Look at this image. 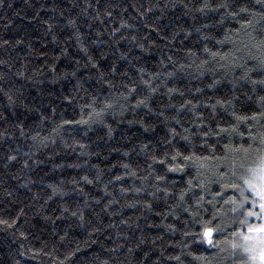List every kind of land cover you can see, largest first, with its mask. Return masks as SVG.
Here are the masks:
<instances>
[{
  "label": "trees",
  "instance_id": "trees-1",
  "mask_svg": "<svg viewBox=\"0 0 264 264\" xmlns=\"http://www.w3.org/2000/svg\"><path fill=\"white\" fill-rule=\"evenodd\" d=\"M261 59L264 0H0V264H242Z\"/></svg>",
  "mask_w": 264,
  "mask_h": 264
},
{
  "label": "snow or ice",
  "instance_id": "snow-or-ice-1",
  "mask_svg": "<svg viewBox=\"0 0 264 264\" xmlns=\"http://www.w3.org/2000/svg\"><path fill=\"white\" fill-rule=\"evenodd\" d=\"M261 64H264V59H261ZM261 83H264V81H261ZM238 119L246 118L238 117ZM260 143L264 145V139H261ZM243 151L247 156L249 150L243 149ZM166 159L158 162L165 164ZM191 159V156H185L177 150L175 154L171 155V163L167 170L170 172L183 171L185 164L178 161H189ZM237 166L244 169L243 174L237 175ZM231 176L236 177L238 182L223 184L222 188L233 189L239 194L240 198L237 200L233 196L225 202L232 204L231 210L239 212L242 217L238 220V228L233 233L235 239L230 242L232 253L234 255L239 250L246 257L242 264H264V147L256 150L253 163L247 167L243 162L238 163L233 160ZM218 195H223V193H218ZM210 225L211 221L204 223L202 231L197 235L201 241L209 246L218 247V244L214 243L213 235L214 232L218 233L220 229L218 227L213 228ZM177 259L179 258L177 257Z\"/></svg>",
  "mask_w": 264,
  "mask_h": 264
},
{
  "label": "rangeland",
  "instance_id": "rangeland-1",
  "mask_svg": "<svg viewBox=\"0 0 264 264\" xmlns=\"http://www.w3.org/2000/svg\"><path fill=\"white\" fill-rule=\"evenodd\" d=\"M230 207H231V205H230ZM231 212H233V211H232L231 208H230V213H231ZM229 222H230V221H225V223H229Z\"/></svg>",
  "mask_w": 264,
  "mask_h": 264
}]
</instances>
